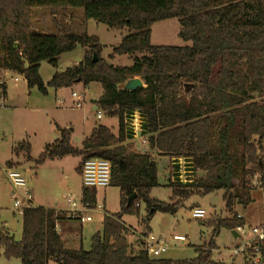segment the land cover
<instances>
[{"label":"trees","instance_id":"obj_1","mask_svg":"<svg viewBox=\"0 0 264 264\" xmlns=\"http://www.w3.org/2000/svg\"><path fill=\"white\" fill-rule=\"evenodd\" d=\"M35 7L60 15L54 33L31 29ZM70 9H82L85 19L112 29H126L108 59L129 55L132 64L114 66L103 59L97 37L71 30L66 21ZM169 19L178 20V35L190 46L150 43L151 27ZM77 45L84 49L83 59L55 71L44 84L41 62L56 68L60 55ZM5 71L23 76L28 89L35 87L42 94L48 88L100 84L102 94L93 104L117 118V135L99 124L76 148L69 131L56 126L59 138L37 158L31 157L27 141L13 154H22L34 167L67 155L81 157L78 170L88 158L105 159L111 164L110 186L119 189V211L104 215L103 229L91 237L89 250L65 247L56 230L66 219L64 213L32 207L22 215L20 240L0 224L5 258L20 264H221L212 260L215 237L222 228L232 231L243 225L235 207L252 204L256 188L264 192V0H0V98L6 94ZM136 77L143 86L123 89ZM135 114L149 147L173 160L169 202L150 196L159 185L157 162L133 150ZM5 165L13 167L12 161ZM180 171L187 175L184 180ZM213 192H221L229 216L207 221L210 241L195 248L194 258L152 259L142 249L141 237L136 246L129 242L134 231L121 221L123 215L140 217L143 205L139 224L148 228L155 213L175 215L191 196ZM81 193L82 203L94 209L95 190L82 188ZM132 194L136 198L128 204Z\"/></svg>","mask_w":264,"mask_h":264},{"label":"rangeland","instance_id":"obj_2","mask_svg":"<svg viewBox=\"0 0 264 264\" xmlns=\"http://www.w3.org/2000/svg\"><path fill=\"white\" fill-rule=\"evenodd\" d=\"M60 15L54 13L49 8L35 7L30 13L31 29L34 32L54 33V21H57ZM66 21L72 31L77 33H85L98 38L101 44V53L107 58L108 53L115 47L119 40L120 33H127L126 29H112L105 24L97 23L93 19H85L82 9H70L66 15ZM180 25L177 19H169L160 23H156L151 27L150 43L152 45L190 46V42H186L178 35ZM122 34V35H125ZM113 46V47H112ZM84 49L77 45L72 51L60 55L59 63L56 68L50 66L46 61L41 62L39 67V75L44 84L51 79L55 71L61 72L65 69L76 65L83 57ZM117 58V57H116ZM129 55L117 58L116 65H130L132 62ZM17 79L15 81L14 79ZM4 81L6 83V98H0V222L3 223L15 240L21 239L22 234V216L14 214L12 211V201L9 199V183L7 182L4 171L5 162L9 159H15L13 148L19 143L28 141L31 145V156L36 158L43 150L45 144L52 143L55 139L54 122L65 124L70 121L74 128L72 134V145L74 147L81 146L82 135L89 133L90 129L96 124H102L110 127L112 132H116L118 128V120L115 117L106 116L102 111L101 119L96 118V114L92 111V102L97 100L102 93V88L98 83H91L84 88L81 83L73 85L71 88H48L46 94H42L37 88H27L26 81L23 76L16 73H7ZM72 92L80 94L84 98L81 107H76L71 103L73 101ZM58 100H62L63 104L59 105ZM60 124V125H61ZM139 136L131 142L133 150L148 153L157 162L158 186L154 187L150 196L162 202H169L172 196V189L168 186L174 181L172 174L174 168L172 159L168 156H162L157 151L150 149L149 144L140 147ZM20 159L22 154L19 155ZM22 162L27 163L24 157ZM64 163V173L69 178L64 180L61 176L59 182H54L52 168L42 167L37 170L39 182L38 192L47 203L57 200L64 203L62 193L67 191L75 193L79 190L80 179L77 176L76 158L68 157ZM13 167L15 165L12 161ZM31 166L34 164L32 162ZM10 167V168H13ZM23 168V175L29 184L34 181L31 176L30 169ZM183 169V168H182ZM181 178L184 180L186 174L180 171ZM190 178V177H189ZM29 187V186H28ZM79 192V191H78ZM254 202L246 208L237 207L236 209L246 214L252 223H256L260 218L262 203L264 201V192L258 188L252 193ZM105 203V211L115 213L119 211V190L116 187L109 186L105 189L97 190V203ZM199 206L204 209L206 214L201 220L191 218V210ZM99 212V214H102ZM93 221L83 224L81 240L76 241L70 247L73 249L82 248L89 250L91 246V237L96 231L97 211H90ZM145 215L144 206L140 207V217ZM229 214L224 209L221 192H213L205 196L193 195L184 202L175 215L155 213L149 221L151 228H145L139 224L140 217L135 215H123V220L127 225H131L135 230V234L128 238L129 242L136 246L138 235L146 232H153L155 235H161L170 244L171 248L163 253L160 258L172 260L192 259L195 257V248L205 247L211 238V228L205 225L208 220L216 217H228ZM184 236L185 242H180L178 238ZM216 248L212 250V257L216 260L222 258L218 252L229 248L234 244V238L229 230L222 228L214 239ZM219 249V251H217ZM0 264H20L19 260L5 258L0 252ZM54 264V263H50Z\"/></svg>","mask_w":264,"mask_h":264},{"label":"built area","instance_id":"obj_3","mask_svg":"<svg viewBox=\"0 0 264 264\" xmlns=\"http://www.w3.org/2000/svg\"><path fill=\"white\" fill-rule=\"evenodd\" d=\"M71 95L73 105L81 107L84 102L83 96L75 92H72ZM95 113L97 119L102 117L101 111L97 110ZM131 125L134 138H138L139 136V145H146L148 141L146 137L140 135V120L137 114L134 115ZM5 175L11 187L12 211L14 214L22 216L26 209L34 207L26 179L22 172L16 168H7ZM79 176L82 188L94 190L105 189L110 186L111 164L105 159L88 158L83 161L79 169ZM65 198L69 206L67 217L76 219L81 224L91 220V216L89 215L91 210L102 209L100 204H96L94 209L89 208L87 204L82 203L81 196L79 199H75L70 194H67ZM205 214V210L200 207H194L191 210V218L196 220L203 219ZM237 217L240 216L238 215ZM234 231L237 234V238L234 239V244L222 250V252L220 250L218 254L220 256L225 254L223 255L225 257L222 256V258L215 260V262L221 264H264V210L262 222L253 225L244 223ZM141 240L142 249L152 259L160 258L169 249L164 239L151 231L141 236ZM178 240L185 242L186 238L180 236Z\"/></svg>","mask_w":264,"mask_h":264},{"label":"crops","instance_id":"obj_4","mask_svg":"<svg viewBox=\"0 0 264 264\" xmlns=\"http://www.w3.org/2000/svg\"><path fill=\"white\" fill-rule=\"evenodd\" d=\"M163 22V21H162ZM122 34H125L124 32L122 33H120V37L119 38H121L123 35ZM121 40V39H120ZM120 40H119V42H120ZM118 42V43H119ZM113 47V46H112ZM112 50V49H111ZM111 53V52H110ZM110 53H108V55H107V58H108V56H109V54ZM83 56H84V54H83ZM122 56H124V55H122ZM122 56H116L117 58H120V57H122ZM101 57L103 58V59H105V60H107L106 58H104L102 55H101ZM116 57H114L113 59H110L109 60V63L110 62H112V61H115L117 58ZM82 59H83V57H82ZM81 59V60H82ZM128 59H130V56H129V58ZM80 60V61H81ZM79 61V62H80ZM108 61V60H107ZM130 61L132 62V59H130ZM78 62V63H79ZM58 63H59V61H58ZM77 63V64H78ZM112 65H114V66H120V65H116L115 63H111ZM132 64V63H131ZM130 64V65H131ZM130 65H124V66H130ZM58 66V65H57ZM7 73H14V72H10V71H5L4 72V78H5V75L7 74ZM17 74V73H16ZM16 79V78H15ZM14 79V80H15ZM15 81H17V79L15 80ZM77 84H79V83H77ZM5 85H6V83H5ZM143 86V85H142ZM84 87V86H83ZM88 87V86H87ZM87 87H84V88H87ZM56 90H58V89H55V91ZM7 94V93H6ZM6 94H5V96L3 97V100H5V98H6ZM102 94V93H101ZM101 96V95H100ZM99 96V97H100ZM96 101V100H95ZM58 103H59V105H61V104H63V102H62V100H58ZM71 103H73V101L71 102ZM92 111H94V112H96L97 111V108H95V105L93 104V102H92V105H91V108H90ZM96 114V113H95ZM96 116V115H95ZM97 118V117H96ZM101 119V118H100ZM99 120V119H98ZM61 123H56V122H54V125H55V130H54V135H55V139H54V141L55 140H57L58 138H59V136H60V134H59V132L57 131V129H56V126H59L60 128H65L66 130H68L69 131V133H70V141H71V139H72V134H73V132H74V128H71L70 126L72 125V123L70 122V121H68V122H66L64 125L63 124H61ZM95 126H97L96 124L90 129V131H89V133H87V134H83L82 135V139H81V145H82V142L84 141V139H85V137H87L90 133H91V131H92V129L95 127ZM106 126V125H105ZM106 127H108V126H106ZM108 128H110V127H108ZM111 129V128H110ZM111 132H112V129H111ZM117 132H118V128H117V131L116 132H112L114 135H117ZM53 141V142H54ZM28 142V141H27ZM52 142V143H53ZM29 143V142H28ZM30 144V143H29ZM48 144H51V143H48ZM48 144H45L44 145V147L46 146V145H48ZM71 145H72V142H71ZM31 146V145H30ZM73 146V145H72ZM16 147V146H15ZM44 147H43V149H44ZM74 147V146H73ZM140 147H142V146H140ZM76 148H81V146L80 147H76ZM14 149V148H13ZM151 149V148H150ZM43 151V150H42ZM136 152H138V151H136ZM139 153H141V152H139ZM31 155V154H30ZM39 156V155H38ZM37 156V157H38ZM23 157V156H22ZM22 157H21V159H20V156H15V159H9L8 161H14V163H15V165H14V167L13 168H16V169H18L19 171H23V168H22V166H24L25 168H24V170L25 169H30V172H31V176L33 177L34 176V181H32V183L31 184H29L28 185V183H27V186H29L28 187V190H29V192L31 193V196H32V203H33V205H34V207H44V208H51V209H54V210H56L57 212H62V213H64L65 214V216H66V219H64L63 221H61V222H59L57 225H56V230H57V232H58V234L60 235V237H61V239H62V241L64 242V244H65V247H67V248H69V249H73V247H70V244H74V243H76V241H80L81 240V238H80V235H81V233H82V229H83V224H86V223H89V222H92L93 221V217L91 216V220L90 221H88V222H85V223H83V224H81V223H79V221L78 220H76V219H72V218H69V217H67V210H68V208H69V206H68V203H67V201H66V198H65V196L67 195V194H70V196H73L75 199H79L80 198V196L82 195V186H81V180H80V186H79V192L78 191H76L75 193H73V192H70V191H67V192H65V193H62L61 195H62V199H63V201H64V203H60L59 201H57V200H53V201H51V202H49V203H47L48 201H46V199H44V198H42L41 196H39V195H41L40 193H39V195L38 194H36V192H38V182H39V177H38V173H37V170L39 171L43 166L44 167H49V168H52V172H53V176H54V182L55 183H57V182H59V177H63L64 178V180H67L68 178H69V176L66 174V173H64L65 171H64V168H63V166L62 165H64V163H66L65 161H66V159H68V157H71V156H69V155H67V156H64V157H61V158H58V159H54V160H46L42 165H40V166H38V167H34L33 165L31 166V163H29V162H27V163H24V162H22ZM32 157V156H31ZM36 157V158H37ZM72 157H74V156H72ZM33 159H35L34 157H32ZM76 158V167H75V171H76V174H77V176H79V170H78V166H79V164H80V162H81V157H75ZM8 161H6V162H8ZM6 162H5V164H6ZM5 168L7 169V167H6V165H5ZM4 173H5V171H4ZM23 174V173H22ZM26 179V178H25ZM79 179H80V176H79ZM6 180V179H5ZM27 182V181H26ZM109 187V186H108ZM114 187V186H113ZM117 188V187H116ZM99 190V189H98ZM119 190V189H118ZM9 192V199L11 200V187H9V190H8ZM95 192H96V204H100L101 206H102V209L101 210H99V209H94V211L96 210L97 211V223H96V231H95V233L96 232H101L102 231V229H103V226H102V222H103V218H104V215L106 214V213H109V212H107V211H105V203H104V200H103V203H97V190H95ZM197 207H199V206H197ZM237 207H241V206H236L235 207V211L237 212V214L241 217V218H243L244 219V222H245V224H251V225H253V224H258V223H260V222H262L263 221V210H264V201H263V203H262V210H261V213H260V218H259V220L256 222V223H252L253 221H251L250 219H249V217L246 215V214H243L241 211H239V210H237L236 208ZM91 211H93V210H91ZM103 211V213L102 214H99V212H102ZM116 213V212H115ZM110 214H113V213H110ZM121 221L125 224V226H127V227H130V228H132V226L130 225H127L126 223H125V221L123 220V216H122V218H121ZM0 224H2L5 228H6V226L3 224V223H1L0 222ZM150 228V226H149V224H148V229ZM7 229V228H6ZM8 230V229H7ZM132 230L134 231V234L136 233L135 232V230L132 228ZM150 230H151V228H150ZM9 232V231H8ZM10 233V232H9ZM95 233H93V235L95 234ZM92 235V236H93ZM13 236V235H12ZM130 236H132V235H130ZM129 236V237H130ZM158 236H161V235H158ZM14 237V236H13ZM139 237H141L140 236V234L138 235V238ZM161 238L162 239H164V241L168 244V242H167V240L165 239V238H163L162 236H161ZM168 246H169V249L171 248V246H170V244H168ZM168 249V250H169ZM75 250H77V249H75ZM224 250V249H223ZM217 251H219V249H217ZM0 252L2 253V251L0 250ZM223 255H225V254H223ZM196 256V255H195ZM223 257H225V256H223ZM18 260V259H17ZM212 260L213 261H215L216 259H214L213 257H212ZM50 263H53L52 261H50L48 264H50ZM55 264V263H54Z\"/></svg>","mask_w":264,"mask_h":264},{"label":"water","instance_id":"obj_5","mask_svg":"<svg viewBox=\"0 0 264 264\" xmlns=\"http://www.w3.org/2000/svg\"><path fill=\"white\" fill-rule=\"evenodd\" d=\"M92 61L93 62L97 61L96 54H93ZM141 86H142V81L139 78L136 77V78H132V79H129L128 81H126V83L123 86V89L128 90V91H134V90H136L137 88H139ZM188 86H192V85L186 84V87H188ZM135 198H136V194H132L130 197H128L127 203L129 204ZM230 233H231V235H232V237L234 239L237 238V234H236V232L234 230L230 231Z\"/></svg>","mask_w":264,"mask_h":264}]
</instances>
